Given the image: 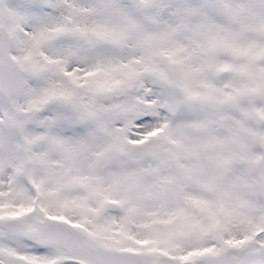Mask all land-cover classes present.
I'll return each mask as SVG.
<instances>
[{
    "label": "snow or ice",
    "instance_id": "1",
    "mask_svg": "<svg viewBox=\"0 0 264 264\" xmlns=\"http://www.w3.org/2000/svg\"><path fill=\"white\" fill-rule=\"evenodd\" d=\"M0 264H264V0H0Z\"/></svg>",
    "mask_w": 264,
    "mask_h": 264
}]
</instances>
